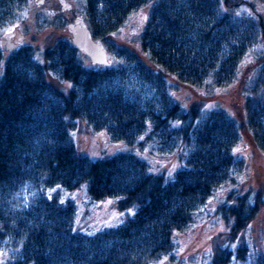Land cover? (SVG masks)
Wrapping results in <instances>:
<instances>
[{
	"label": "trees",
	"instance_id": "obj_1",
	"mask_svg": "<svg viewBox=\"0 0 264 264\" xmlns=\"http://www.w3.org/2000/svg\"><path fill=\"white\" fill-rule=\"evenodd\" d=\"M28 1L0 0V25L13 24ZM261 6L264 0H84L80 16L93 38L122 58V68L133 66L153 85L160 109L108 88L115 68L84 66L85 56L67 37L58 36L43 51V64L28 45L8 55L0 73L2 264H157L176 250L177 233L224 185L229 189L215 213L228 229L211 236L205 263L229 264L233 252L226 241L264 210V183H239L243 161L234 153L245 133L264 154ZM141 8L147 16L137 52L115 37ZM52 16L42 17L38 28H65L61 13ZM255 46L259 51L242 66ZM48 72L72 88L57 91L46 81ZM232 85L243 93L241 112L207 105L206 98ZM182 88L201 98L184 104L174 96ZM75 118L144 155L148 140L168 148L177 166L155 172L130 151L97 159L79 154L70 135ZM152 134L160 141H151ZM83 183L91 199L120 196L119 208L133 207L134 213L93 234L75 230L74 201L49 190ZM236 255L244 258L245 248ZM255 264H264V252Z\"/></svg>",
	"mask_w": 264,
	"mask_h": 264
},
{
	"label": "rangeland",
	"instance_id": "obj_2",
	"mask_svg": "<svg viewBox=\"0 0 264 264\" xmlns=\"http://www.w3.org/2000/svg\"><path fill=\"white\" fill-rule=\"evenodd\" d=\"M71 4V8L61 13L66 24L75 16H80V10L84 0H66ZM38 0H29L28 7L22 12L21 16L15 22L8 26L0 25V39L10 29L17 27L24 39L25 44L31 45L34 51V59L36 62L43 64L45 62L43 51L50 46L54 39L58 36L67 37L69 34L66 30L55 28L39 29L38 21L42 17L53 19V14H50L44 6H37ZM257 7V5H256ZM147 8V6H146ZM259 8V6H258ZM261 13H264V7L261 6ZM40 15V17H38ZM146 10L141 8L132 12L127 19L123 28L120 29L115 39L139 52L137 36L141 32L145 20ZM38 17V18H37ZM258 46L248 49L242 66L248 64L252 57L259 51ZM2 49V48H1ZM106 49V47H105ZM107 60L109 66H113L114 76L108 83V88L119 91L123 97L130 100L146 103L150 101L153 107L159 108L161 100L157 97L153 85L143 79L133 66L125 65V69L120 64L123 60L115 53H111L106 49ZM7 52L2 49L0 57V73L4 64L3 58ZM85 66H91V62L87 57H81ZM120 63V64H119ZM127 66V67H126ZM46 81L51 84L57 91L66 93L72 88L71 83L63 81L55 72H48ZM237 90L234 85L231 87H223L216 90L212 96L206 98L207 105L219 104L222 108L227 109L233 114L241 112L242 102L240 98L243 93L236 94ZM174 96L189 104L191 100L201 98V92L189 91L188 88H182L174 92ZM198 100V99H197ZM68 120V117H67ZM74 128L70 130L72 141L76 151L79 154L86 155L91 159L108 157L116 152L130 151L145 160L154 170L172 171L177 166V159L173 152L168 148L159 150L157 146L150 144L147 141L145 145V155L136 147L124 145L121 142L112 141L108 134L104 131H96L88 126L85 120L75 118ZM157 134L151 135V141L159 142L160 138ZM248 135L245 133L241 140L235 146V155L242 162V174L237 176L241 179L239 182L244 184L256 185L264 183V154L255 150L248 140ZM159 139V140H158ZM148 156V159L146 158ZM151 168V170H153ZM153 170V171H154ZM239 174V175H240ZM229 185H224L218 189L208 202L200 209L195 222L190 225L184 232L177 233L176 243L178 247L175 251L164 256L157 264H206L209 257L211 236L219 231L228 229L220 215L215 213V207L222 202L226 195ZM58 191L62 199H71L75 203L74 229L86 234H93L96 231L104 228L115 226L123 223L127 217L134 213L133 207L121 209L118 206L120 196H105L102 199H91L87 193L86 183L81 184L78 188L67 190L63 187L56 186L49 190V193ZM229 248L232 250V258L229 264H255V258L258 254L264 252V210L248 225V228L237 234L232 240L226 241ZM245 248L246 255L244 258L236 255L238 248ZM2 253V252H1ZM0 253V264L5 259V254ZM205 254V255H204ZM170 256H173L171 259ZM206 262V263H205Z\"/></svg>",
	"mask_w": 264,
	"mask_h": 264
},
{
	"label": "water",
	"instance_id": "obj_3",
	"mask_svg": "<svg viewBox=\"0 0 264 264\" xmlns=\"http://www.w3.org/2000/svg\"><path fill=\"white\" fill-rule=\"evenodd\" d=\"M64 7H69V4L63 3L62 9ZM66 29L71 35L73 46L83 55L88 57L92 64L108 66L109 63L105 48L101 42H98L93 38L90 30L81 18H76L67 24ZM14 34V32H9L2 36L0 42L5 49L13 51L18 47L17 42L11 41Z\"/></svg>",
	"mask_w": 264,
	"mask_h": 264
},
{
	"label": "flooded vegetation",
	"instance_id": "obj_4",
	"mask_svg": "<svg viewBox=\"0 0 264 264\" xmlns=\"http://www.w3.org/2000/svg\"><path fill=\"white\" fill-rule=\"evenodd\" d=\"M63 3H67V4H69V7H64L63 9H62V5H63ZM44 6V8H46L47 10H48V12L50 13V14H53V15H55L56 13L58 14V13H63V12H65V11H67V10H69L70 8H71V4L70 3H68L66 0H38V5L37 6ZM65 6V5H64ZM76 18H81L82 19V17L81 16H75V17H73L72 19H71V21H69L67 24H69L70 22H72L74 19H76ZM83 20V19H82ZM67 24H66V26H67ZM15 30H18L17 29V27H15V28H12V29H10V30H8L6 33H9V32H14L15 34H14V36L11 38V41L12 42H17V44H18V47L15 49V50H13V51H10V50H7V49H5L4 48V46L1 44V42H0V54H1V51H2V49L4 50V51H6L7 52V55L3 58V61H4V59L8 56V55H10L12 52H14V51H16V50H18L20 47H22V46H26V45H28V46H31V45H29V44H25L24 43V39L22 38V35L19 33V32H17V31H15ZM62 30L64 31V30H66L67 31V29H66V27L65 28H62ZM68 32V31H67ZM5 33V34H6ZM68 36H67V38H69L70 40H71V35H70V33L68 32ZM1 40V39H0ZM2 48V49H1ZM93 65H96V64H91V66H93ZM85 66V65H84ZM98 66V65H97ZM87 67V66H86ZM89 67V66H88Z\"/></svg>",
	"mask_w": 264,
	"mask_h": 264
}]
</instances>
